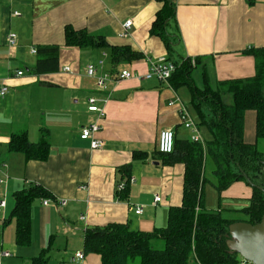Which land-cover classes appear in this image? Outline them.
I'll return each instance as SVG.
<instances>
[{
	"label": "crops",
	"instance_id": "crops-1",
	"mask_svg": "<svg viewBox=\"0 0 264 264\" xmlns=\"http://www.w3.org/2000/svg\"><path fill=\"white\" fill-rule=\"evenodd\" d=\"M170 1L175 4V20L168 31L179 36L171 57L175 61L199 58L193 65L200 67L195 84L203 85L206 76L213 88L218 80L254 74V59L243 51L264 46V0ZM162 3L0 0V86L8 87L0 95V199L6 202L0 211V264H30V258L45 248L46 264H99L98 254L83 252L85 229L127 223L133 230L149 232L164 227L169 207L181 204L184 166L162 164L157 139L165 128L174 131L176 140L190 139L191 131L182 125L178 110L184 103L196 120L190 93L185 86L175 89L169 82L143 77L148 58L168 56L161 38L149 32ZM129 19L128 35L120 36ZM66 26L99 35L107 46L66 45ZM9 32L16 34L14 46L7 42ZM110 46H128L142 58L114 64ZM88 65L95 67L96 76L108 74L103 89L86 74ZM122 69L133 71L134 76L118 79ZM91 96L103 109L102 117L88 111ZM248 117L252 131L247 129ZM92 123L99 126L95 134L103 142L99 149L79 137L81 128ZM200 130L209 140V132ZM22 131L32 143L46 134V160H26L23 153L9 150L11 134ZM254 132L255 112L248 110L244 140L254 142ZM123 166H128L129 178L134 177L132 183L122 177ZM123 181L127 192L121 199L117 186ZM31 184L67 203L56 209L43 205L42 197L34 199L31 243L19 247L10 217L13 194ZM251 195L252 187L245 181L233 182L220 194L212 183L205 184L204 208L233 215L249 204ZM155 196L161 198L157 203ZM138 204L143 205L140 215L130 209ZM2 251L11 255L2 256ZM78 251L84 254L82 260L75 257Z\"/></svg>",
	"mask_w": 264,
	"mask_h": 264
},
{
	"label": "trees",
	"instance_id": "trees-1",
	"mask_svg": "<svg viewBox=\"0 0 264 264\" xmlns=\"http://www.w3.org/2000/svg\"><path fill=\"white\" fill-rule=\"evenodd\" d=\"M159 1L163 3L149 32L161 38L167 58L173 60L171 54L179 36L169 33L168 26L171 20H175V4L170 0ZM65 44L107 46L101 36L70 26L65 27ZM109 49L114 64L142 58L140 52L128 46H110ZM243 52L253 57L254 74L218 80L215 88L208 84L206 76L202 87L194 83L191 58L173 60L176 68L169 83L175 89L183 86L188 89L197 124L210 134L205 147L190 139L176 140L174 134L173 150L170 153L157 152L162 164L181 163L184 166L181 204L169 207L164 227L149 232L133 230L127 223H109L85 229L84 253L98 254L99 264H129L134 259L138 264H238L237 254L230 252L227 246L228 225L236 221L255 224L260 221L264 210V155L257 148V141L264 139V46L250 47ZM198 62L199 58H195V65ZM226 99L230 101L226 102ZM248 110L255 112V140L252 143L244 140V118ZM45 136L43 133L40 141L32 143L25 131L14 132L9 138L8 148L23 153L26 160L43 161L49 154ZM207 160L214 181L205 175ZM121 169L122 177L128 179V166ZM235 181H245L252 187L246 207L234 210L236 214L233 215L224 210L204 208L203 187L207 182L212 183L220 194ZM126 192L127 187L117 190V195L123 199ZM40 197L54 198L35 184L13 194L14 206L10 217L14 220V239L19 247L31 243L30 209L32 201ZM156 239L159 243H155ZM46 251L45 248L32 256L30 264H46Z\"/></svg>",
	"mask_w": 264,
	"mask_h": 264
},
{
	"label": "built area",
	"instance_id": "built-area-1",
	"mask_svg": "<svg viewBox=\"0 0 264 264\" xmlns=\"http://www.w3.org/2000/svg\"><path fill=\"white\" fill-rule=\"evenodd\" d=\"M15 15H19V12H14ZM132 21L126 20L122 26V31L120 33V36H127L128 30L131 26ZM7 42L9 46H14L16 44V34L14 32H9L7 35ZM35 49H32V52H35ZM148 69L146 73L143 75V77L150 79L155 78L157 80H160L161 82H164L168 85L169 78L172 74V72L176 68V64L173 62V60L168 59L166 55L157 57L155 59L148 58ZM191 64L195 65V59L191 58ZM69 68L66 67V70ZM16 74L20 75L22 74L21 70H17ZM86 74L89 76H93L95 78L96 87L98 89H103L105 87V80L108 78V74H102L96 76L95 73V67L93 65H88L86 67ZM134 76V72L129 69H122L118 72L117 77L118 79H124V78H130ZM8 90V87L5 84H2L0 86V95H4ZM97 99L93 96L89 97L87 100V109L88 111L96 112L98 113V117H102L104 112L101 107H99L97 104ZM172 101L170 102V104ZM179 116L182 125L189 129L191 131L190 139L193 142L200 143L203 147H205V139L201 133L200 127L197 124V121L195 120L193 114L191 111L184 105V103H181L179 105ZM99 129V126L97 123H92L87 126H84L81 128L79 137L82 140H88L89 146L92 149H99L103 142L101 139L97 138L95 134L97 133ZM174 146V131L170 128H165L159 131L158 133V139H157V151L159 153H170L173 150ZM3 180L0 179V182ZM134 181V177H130L128 179L129 183H132ZM125 181L121 182L117 186V190H122L125 186ZM160 196H155L154 203H157L160 201ZM42 204L47 206L51 205L55 207L56 209H60L63 206L66 205L67 201L63 198H52V197H46L41 200ZM6 202L4 199H0V211L5 207ZM130 209L137 215H140L143 212V205H133L130 207ZM81 219H83V216H80ZM2 256H10L11 253L8 251H2ZM75 257L78 260H82L84 258V254L81 251H78L75 253ZM239 264H249L248 261L241 259L238 262Z\"/></svg>",
	"mask_w": 264,
	"mask_h": 264
},
{
	"label": "water",
	"instance_id": "water-1",
	"mask_svg": "<svg viewBox=\"0 0 264 264\" xmlns=\"http://www.w3.org/2000/svg\"><path fill=\"white\" fill-rule=\"evenodd\" d=\"M247 181L253 185L249 178ZM226 236L230 252L236 253L249 264H264V210L260 221L255 224L244 221L229 224Z\"/></svg>",
	"mask_w": 264,
	"mask_h": 264
},
{
	"label": "rangeland",
	"instance_id": "rangeland-1",
	"mask_svg": "<svg viewBox=\"0 0 264 264\" xmlns=\"http://www.w3.org/2000/svg\"><path fill=\"white\" fill-rule=\"evenodd\" d=\"M192 78L194 80V82L198 81L196 77H198L200 75V67L199 66H196V68H194L192 70ZM197 84V83H196ZM198 85V84H197ZM199 86V85H198ZM203 85H201L200 87H202ZM215 87V86H214ZM213 87V88H214ZM226 102L230 101V99H226L225 100ZM254 119V118H253ZM251 123L252 121L249 119L248 117V120H247V129L248 131L250 130L251 128ZM254 124V123H253ZM252 131V130H250ZM257 148L259 151H261L264 155V139H259L258 140V144H257ZM211 165H210V162L209 160H207V164H206V167H205V175L208 179H210L211 181H214V174H212L211 170ZM209 182L206 183V185H208ZM205 188H207V186H205ZM207 196L209 197V195L207 194ZM228 213V212H227ZM225 214V213H224ZM226 215V214H225ZM153 245V244H152ZM155 247V246H154ZM156 248V247H155ZM14 253V252H13ZM15 254V253H14ZM238 256V255H237ZM239 260L241 259L240 256H238ZM129 264H138V260L137 259H134L132 260ZM239 264V263H238Z\"/></svg>",
	"mask_w": 264,
	"mask_h": 264
}]
</instances>
